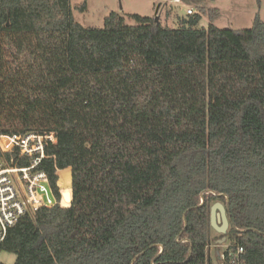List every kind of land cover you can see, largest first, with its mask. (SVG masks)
<instances>
[{
  "label": "trees",
  "instance_id": "obj_1",
  "mask_svg": "<svg viewBox=\"0 0 264 264\" xmlns=\"http://www.w3.org/2000/svg\"><path fill=\"white\" fill-rule=\"evenodd\" d=\"M219 11L87 27L70 0H0V135L56 133L38 168L58 198L73 190L9 229L14 264H214L215 201L225 264L238 247L264 264V19L219 28Z\"/></svg>",
  "mask_w": 264,
  "mask_h": 264
},
{
  "label": "built area",
  "instance_id": "obj_2",
  "mask_svg": "<svg viewBox=\"0 0 264 264\" xmlns=\"http://www.w3.org/2000/svg\"><path fill=\"white\" fill-rule=\"evenodd\" d=\"M187 13L193 14L194 9L189 8ZM200 27L207 28L201 22ZM57 140V134L49 131L0 135V148L3 152L18 150L20 156L28 157L31 161L30 165L17 166L0 159V245L6 239L9 229L24 215L34 213L44 206L69 205L63 196L57 197L47 172L38 168L44 159L50 157L49 149ZM57 174L59 176V170ZM243 252V247L230 251L229 264H245ZM225 257L223 252L222 264H225Z\"/></svg>",
  "mask_w": 264,
  "mask_h": 264
},
{
  "label": "rangeland",
  "instance_id": "obj_3",
  "mask_svg": "<svg viewBox=\"0 0 264 264\" xmlns=\"http://www.w3.org/2000/svg\"><path fill=\"white\" fill-rule=\"evenodd\" d=\"M84 1L91 8L88 12H82L78 8ZM70 3L73 15L79 22L84 25L94 22L99 27L104 26L105 19L103 18V12L105 5L116 9L123 7L122 14L125 16L128 24L134 23L131 15L138 13L143 16L159 15L163 24L171 27H180L182 19L188 16L187 10L193 8L195 13L198 6L202 5L206 9L209 7L219 8V14L214 20L215 25L219 28H250L257 15L264 19V0H204L199 3L182 1L179 7L172 4L168 5L163 0H70ZM204 20L207 23L209 22L208 15L204 16ZM70 189H72V186ZM219 234L214 228L212 229L211 245L216 244ZM16 259L17 255L15 253L0 251V263L14 264Z\"/></svg>",
  "mask_w": 264,
  "mask_h": 264
},
{
  "label": "water",
  "instance_id": "obj_4",
  "mask_svg": "<svg viewBox=\"0 0 264 264\" xmlns=\"http://www.w3.org/2000/svg\"><path fill=\"white\" fill-rule=\"evenodd\" d=\"M63 198L71 204L73 201V190L62 191ZM211 226L219 233H226L229 229L230 222L227 214V206L221 202L216 201L211 206L210 211ZM226 239V237H222Z\"/></svg>",
  "mask_w": 264,
  "mask_h": 264
},
{
  "label": "crops",
  "instance_id": "obj_5",
  "mask_svg": "<svg viewBox=\"0 0 264 264\" xmlns=\"http://www.w3.org/2000/svg\"><path fill=\"white\" fill-rule=\"evenodd\" d=\"M164 3H168V5H175V6H180L182 4V2H175L174 0H163ZM91 8L89 6H87V9L84 11V12H88ZM123 7H121V9H116V8H113L109 5H105V10L103 12V18L105 19V17L112 11H117L119 13L122 14V11H123ZM157 18H160L159 15H156ZM161 20V18H160ZM162 21V20H161ZM89 22V21H88ZM83 24V23H82ZM201 24L202 25H205L208 27V24L209 22H205L204 18L201 20ZM84 25V24H83ZM85 26L87 27H99V25H96L94 22H89V24H85ZM101 27V26H100ZM225 240L226 239H223V238H219L217 241H216V244L214 245H209V256H210V260L214 263V264H222V260H221V254L223 253L224 249H225ZM224 242V244H223ZM224 245V246H223ZM213 247H215L213 249Z\"/></svg>",
  "mask_w": 264,
  "mask_h": 264
}]
</instances>
